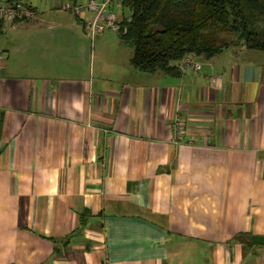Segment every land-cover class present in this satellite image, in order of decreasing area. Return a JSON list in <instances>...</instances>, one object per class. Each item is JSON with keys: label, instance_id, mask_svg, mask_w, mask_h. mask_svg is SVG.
Wrapping results in <instances>:
<instances>
[{"label": "crops", "instance_id": "obj_1", "mask_svg": "<svg viewBox=\"0 0 264 264\" xmlns=\"http://www.w3.org/2000/svg\"><path fill=\"white\" fill-rule=\"evenodd\" d=\"M22 1L36 17L0 23V264H264V51L143 72L118 30Z\"/></svg>", "mask_w": 264, "mask_h": 264}, {"label": "trees", "instance_id": "obj_2", "mask_svg": "<svg viewBox=\"0 0 264 264\" xmlns=\"http://www.w3.org/2000/svg\"><path fill=\"white\" fill-rule=\"evenodd\" d=\"M130 20L118 33L134 49L135 69L179 73L185 57L211 58L244 46L264 51V0H122ZM231 35L232 37H227ZM251 243V240H249Z\"/></svg>", "mask_w": 264, "mask_h": 264}, {"label": "built area", "instance_id": "obj_3", "mask_svg": "<svg viewBox=\"0 0 264 264\" xmlns=\"http://www.w3.org/2000/svg\"><path fill=\"white\" fill-rule=\"evenodd\" d=\"M114 0H88L84 4L65 3L63 10L73 12L83 22L84 28L91 38L104 33L109 29L118 30L121 22L129 16L124 13H118L111 8ZM118 5L123 6L122 0H117ZM35 9L22 0H0V23H21L32 20L36 17ZM181 69H193L199 71L201 64L197 62L194 56L189 55L180 62ZM220 76H212L211 81L216 83ZM174 130L178 133L182 131V123L176 118L173 122Z\"/></svg>", "mask_w": 264, "mask_h": 264}, {"label": "rangeland", "instance_id": "obj_4", "mask_svg": "<svg viewBox=\"0 0 264 264\" xmlns=\"http://www.w3.org/2000/svg\"><path fill=\"white\" fill-rule=\"evenodd\" d=\"M58 1H60V0H58ZM57 1V2H58ZM88 1V0H87ZM86 1V2H87ZM39 2L40 3H42V4H48V0H39ZM56 2V3H57ZM62 2V1H61ZM71 2H73V1H71V0H63V2L62 3H57V6H60V8L62 9V4H65V3H71ZM86 2H84V3H86ZM56 3H55V5H56ZM84 3H78L77 2V4H84ZM56 6V7H57ZM111 8L112 9H114L116 12H118V13H124V15H129L130 14V11H129V9L127 8V7H124V6H120V5H118V2H117V0H114V1H112V3H111ZM79 18V17H78ZM263 28H264V24L262 25H260V24H258V25H256V26H253V30H256V31H263ZM110 30H114V29H109V30H107V31H110ZM227 37H232L231 35H227ZM237 47H239V46H235V47H231V48H233V49H235V48H237Z\"/></svg>", "mask_w": 264, "mask_h": 264}, {"label": "water", "instance_id": "obj_5", "mask_svg": "<svg viewBox=\"0 0 264 264\" xmlns=\"http://www.w3.org/2000/svg\"><path fill=\"white\" fill-rule=\"evenodd\" d=\"M252 241L256 244H264V235H253Z\"/></svg>", "mask_w": 264, "mask_h": 264}]
</instances>
